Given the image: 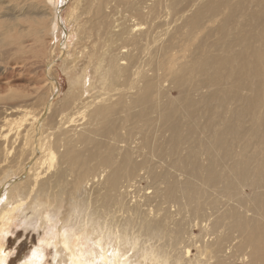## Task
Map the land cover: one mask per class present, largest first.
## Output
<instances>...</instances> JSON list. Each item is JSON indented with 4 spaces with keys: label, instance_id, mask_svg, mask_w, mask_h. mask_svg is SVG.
<instances>
[{
    "label": "bare ground",
    "instance_id": "obj_1",
    "mask_svg": "<svg viewBox=\"0 0 264 264\" xmlns=\"http://www.w3.org/2000/svg\"><path fill=\"white\" fill-rule=\"evenodd\" d=\"M97 1L98 22L88 36L94 47L83 44L67 68L79 70L77 62L86 59V70L79 71L91 73L96 89L105 84L108 92L89 102L60 101L48 114L52 119L43 112L35 124L24 125L29 112L20 103L29 98L13 88L19 79L7 65L18 63V49L25 47L26 39L32 36L37 42L34 33L46 30L43 19L49 17L50 8L37 0H0L2 84L8 87L4 94L0 90V105L10 103L0 115V150L4 145L3 152H13L14 138L24 130L18 147L24 155L21 161L17 156L20 163L0 180L6 198L14 196L22 203L20 208L27 195H33L27 209L33 202L34 209L47 204L27 224H37L41 215L47 223L56 219L58 212L49 205L60 208L65 199L64 215L92 208L87 214L90 225L99 226L103 221L98 225V216L119 209L122 188L148 180L159 198L157 205L168 207L158 206L156 210L163 213L153 218L137 209L133 213L144 223L138 232L162 241L157 252L174 248L175 256H181L185 218L189 215L191 223L196 222L204 210L212 217L205 237L212 239L197 247L192 264H264V0ZM104 4H112L111 12ZM55 17L47 25L51 39L59 28ZM87 82L85 77L84 93H89ZM50 84L56 94L57 85ZM61 105L67 108L62 111ZM91 107L86 126L91 121L96 128L88 126L75 137L64 133L63 139L54 140L56 131L76 117L84 118ZM55 114L62 115L53 127ZM45 127L49 133L44 136ZM76 144L84 145L85 151ZM50 172L49 177H40ZM171 204L177 206L175 214L166 211ZM11 217H6L7 225ZM136 219L125 222L121 231L135 225ZM63 228L66 240L52 243L57 264L73 260L62 245L79 240L71 225ZM94 246L100 251L88 247L93 264H133L123 256L112 257L101 249L100 241ZM187 248L183 254L188 258ZM31 256V264H37L35 252ZM4 258L0 253V264ZM185 264H191L189 258Z\"/></svg>",
    "mask_w": 264,
    "mask_h": 264
},
{
    "label": "rangeland",
    "instance_id": "obj_2",
    "mask_svg": "<svg viewBox=\"0 0 264 264\" xmlns=\"http://www.w3.org/2000/svg\"><path fill=\"white\" fill-rule=\"evenodd\" d=\"M37 2L40 3L41 6L44 5L47 8H50V10L47 11L49 17L43 19V22H46V30L42 29L44 32L43 35V32H39L38 30H36V33H34V36H37V42L35 41L36 44L34 41L32 42V36H30L28 40L26 39L27 42H25L24 45L25 47H28V45L29 47H31L28 49L21 45L22 48L18 49L20 51L21 57L19 58L18 63H16L17 65H14L12 62L7 65L8 70L12 71V75L15 77L14 74L17 73L16 78L18 77L19 79L13 82V88L16 90H20L23 95L27 96V99L29 98L28 100L25 99V101L27 100L28 102H23V104L20 103L21 106H27L29 112V114L27 115L28 117L25 116L26 118H24V125L28 123L30 125L31 123H33L32 121H34L33 124H35L36 118L38 119V117L42 115L41 113L43 112H45V117L49 118V120L52 119V117L50 116L52 115V112L56 109V107H58V105L55 104L60 101H67V105H69L68 101L71 103L74 99H81L80 101L89 102L93 99L94 96L100 95L103 92L105 94L108 92V89H106L107 92L105 91V88L107 87L105 84L104 86H101L100 84V89L98 87V90L96 89L95 84L92 83V79H90L92 76L91 73L87 75L84 72L81 73L79 71L86 70V59H83L81 62H77L79 63L77 65L79 70H69L67 68L70 62L74 58H76L77 53L80 51V48L83 44H86L87 47H94L93 44H90L91 39L88 36L89 30L91 28H95L96 23L98 22V16L94 15L95 7L98 1L53 0L52 3H46V1L44 0H37ZM104 8H106L105 11L109 13V11L111 12L112 10V4H104ZM52 16H56L55 18L58 20L59 27L54 32L55 37L53 39H51L52 36L47 31V25L49 24V20L52 18ZM43 44L44 47H42ZM10 48L14 47L11 46ZM87 50L88 49H86V51ZM3 66L4 64L0 62V90L3 88L1 92L4 94V92L6 93V91H8V87L2 84V79L5 75L3 73ZM48 72L51 74L50 76L48 75ZM85 77H87L88 82L86 86L87 90H89V93H84ZM47 78L49 82L46 83ZM50 81L57 85L56 94L49 89V87L52 85L50 84ZM122 91L123 93L128 92L127 88ZM101 98H104V96ZM100 99L98 100L100 101ZM106 103L107 102L103 103V105H105ZM7 104L8 103L6 102L5 105H0V115L5 114L4 109L8 105L10 106V103L8 105ZM98 105L99 107L103 106L102 103H98ZM49 107L50 109H48ZM66 108L67 107L63 108V106L61 105L59 109L63 111ZM92 108L93 107H91L88 112L85 113L86 116L84 118L76 117V121L74 120L73 122L66 123L62 131H56L54 140L59 141L63 139L64 133H68V136L70 135V137H75L80 133V130H84L83 128H87V130L89 128V130L96 128L91 121L90 125H88L89 128L88 126H86V123L88 124V116L94 110H91ZM67 112L68 111H66L64 114H66ZM61 115L62 114L57 117L55 114V117L57 119H54L53 117V127L57 124V121L59 120ZM66 119H68V117ZM64 121L65 120H63V123ZM47 122L49 121L46 120L45 124H47ZM47 128L48 127L44 128V136L49 133V130ZM23 132L24 130L22 128L21 131L15 136L14 142L16 145H14L12 148L13 152L5 153L3 152V150L7 146L3 145L1 147L0 180L4 178L5 175L11 170L15 169L16 165L20 163H16L17 156L21 161V157L22 155H24L22 152L18 151V147L20 146V143H22ZM76 147L79 151H82L84 145L76 144ZM62 150L63 147L59 149L60 152ZM83 151H85V149ZM55 161L59 162L58 160ZM62 164L66 167L68 162ZM51 173L53 172L40 175V177L42 179H45L49 177ZM141 174L142 172L139 175ZM135 180H139V178ZM147 181L141 179L135 184L134 187H129L126 189L122 188V192H120L119 195V200H122V203L119 204V209H115V214L111 213L106 216H98L96 218L97 224L99 225L102 221L104 222H102L99 226L90 225L89 217L87 216V214L89 212H92V208H89L87 211H80L79 209H77V213L72 212L73 215H64V211L67 206V201L65 199H63L62 202H59V206H61L60 208H57L55 204H52L51 206L49 205V209L53 208V211H55V213L58 212L56 219L53 218L52 221H49L47 223V221L42 219L43 215H41L38 219L37 224H27L28 218L34 216L36 212L40 210L44 205L42 204L40 208L38 206L34 209L35 203L33 202V204H31V206L28 208L30 210H28L27 207L29 206L30 200L32 199L33 195H27L26 200L23 201V206L20 208L22 203L17 202L18 200L14 196H9L8 198H6L5 187L2 189L0 188V253L5 257L3 264H31V255L34 252L36 254L35 258L37 260V264H57V259H55L54 245L57 243L56 241H58L59 238L64 241L66 240V230L63 228L64 224L67 226L71 225L73 227L71 230L72 233H78L77 235L79 236L78 241L76 240V238H74L73 241L70 239L68 243L66 241L65 245H62L64 250L68 252L69 256L73 258V260L71 259V261L67 264H76L77 262H79L80 264H93V258H91V254L89 255L88 247H93L95 250V241H100L102 247L101 249H105L106 251H108V253L112 255V257L116 255L117 257L123 256L133 264H185V261L188 258L191 264L195 263L198 257L197 247L203 245L202 242L208 240V236L205 237V234H207L205 231H207L206 227H210L211 222L209 221L212 217H209L210 214L207 211L203 210L196 218V222L191 223L193 219L191 216L187 215L184 221V235L182 237V240L180 239L181 242L178 249V253L181 256H175L176 249L174 248L170 249V252L165 254L157 252L155 247H158L159 244L161 245L162 241H156L154 240L156 237L149 235L143 236L140 232H138L137 228L144 226V223L143 220L136 219L133 213V211L137 209V211L145 214L148 218H153L156 215L163 213L159 210H156V208L159 206L157 205V203L159 202V198H155L154 194H152L154 193L153 187H151V185H149V181ZM36 188L37 187H34L33 191H36ZM86 189L88 190V188ZM19 192H22V189H19ZM16 193L17 192L13 190V195H15ZM166 204L167 203H164L159 207H164L166 209V207H168V205L166 206ZM45 206H47V204H45ZM45 206L43 207V209L45 208ZM176 207L177 206L175 204L174 206L171 204L170 209H167L166 211L175 214ZM11 212H14L15 214L12 215ZM10 215L12 216V222L7 225L6 217H9ZM132 219L137 220L135 222V225L128 228L127 231L122 232L121 230L125 226L123 228L121 226L125 222H129ZM62 220L65 221V223H63ZM176 220L182 221L180 217H176L175 221ZM44 222L46 223L42 224ZM194 223H197L196 227H192ZM49 225H52L53 227H50ZM101 225L104 226V228L100 227ZM61 226L62 228H60ZM169 226L172 227V225ZM30 227H32V229ZM82 227L84 228L83 231L78 232L77 229ZM48 230L50 231V233H48ZM210 239H212V237H210L208 241H210ZM52 243H54V245ZM226 244H224V246ZM186 246H188L187 249H189L190 251L188 258L183 254ZM95 251L99 252L100 249L97 248ZM74 256H77V258ZM237 264L241 263L238 262Z\"/></svg>",
    "mask_w": 264,
    "mask_h": 264
}]
</instances>
